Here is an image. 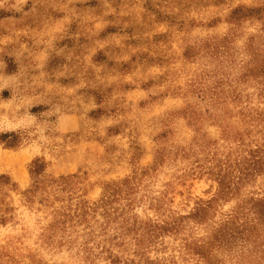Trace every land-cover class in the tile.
<instances>
[{
    "label": "rangeland",
    "instance_id": "374dc122",
    "mask_svg": "<svg viewBox=\"0 0 264 264\" xmlns=\"http://www.w3.org/2000/svg\"><path fill=\"white\" fill-rule=\"evenodd\" d=\"M0 264H264V0H0Z\"/></svg>",
    "mask_w": 264,
    "mask_h": 264
}]
</instances>
